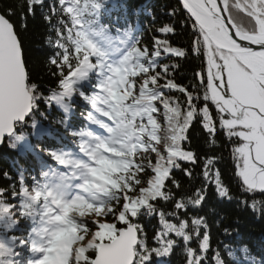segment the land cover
I'll return each mask as SVG.
<instances>
[{"label":"trees","instance_id":"16d2710c","mask_svg":"<svg viewBox=\"0 0 264 264\" xmlns=\"http://www.w3.org/2000/svg\"><path fill=\"white\" fill-rule=\"evenodd\" d=\"M54 2L45 0V4ZM24 3L25 0H0V13L9 9L16 12L11 20L22 44L29 76L27 83L37 85L31 95V112L22 122L15 124L14 132L0 146V264L31 262L30 248L16 250L13 242L23 240L29 245V229L23 227L20 220L27 219L29 223L25 212L46 203L51 181L59 179L63 173L52 153L61 158L71 152L79 154L83 147L92 146L88 142L101 137L105 127L109 140L106 149L99 147L105 154L102 160L105 163H99V166L104 165L102 172L106 179L88 189L82 204L67 215L73 228L63 233L69 246L75 247L71 264H76L82 250L87 249L86 255L92 259L96 245L110 240L97 239L94 233L98 229L92 221L100 219L106 225L122 226L107 214L108 209L118 207L116 198L129 185L136 189L131 196L141 195L139 190L146 188L145 182L152 174L148 169L157 167L161 157L167 155L165 149L171 146L169 137L172 132L168 120L169 106L173 103L171 96L181 103L184 96L168 90L161 96L160 84H154L151 79L154 73L150 69L156 59L148 55L143 46L152 47L150 38L155 36L167 38L173 46L185 49V57L162 55L159 63L168 64L171 78L190 90L194 80L198 83L195 74L206 66V62L203 55L198 57L191 51L195 22L179 0H70L66 7H74L76 11L65 14L64 9L58 8L51 21L53 27L45 19L47 7L41 10L37 6L33 16L26 7L24 12L20 11L18 5ZM173 9H176L175 15H169ZM242 22L247 25L246 19ZM165 26L172 27L174 33L155 31ZM57 29L65 32L63 43L69 48L72 47L70 38L91 40L97 46V53H90L92 66L89 67L88 61L81 66L80 71L86 78L80 79V72L73 77L70 96L62 94V89L58 88L60 73L50 63L58 51L55 47ZM72 64H77L75 58ZM172 64L178 67L172 68ZM204 78H207L206 71ZM199 95L202 98L203 89L199 90ZM203 103L201 99V106ZM208 107L213 117H217V109L211 101ZM102 112L111 114V122L105 120ZM216 124V143L211 144L199 117L193 122L188 132L190 145L185 142L184 146L194 151L197 163L179 161L181 168L173 169L171 174L179 181L180 187L177 189L168 181L172 199L153 203L165 213L172 212L175 201L181 198L187 204V198H194L197 189L205 186L202 175L205 158L218 157L214 160L213 171L219 169L231 198L220 197L215 186L208 183L202 204L199 207L187 204L181 210V216L189 223L192 217H203L209 226L211 248L202 264H215L217 252L221 264H264V193L257 191L253 196L241 190L232 155V149L239 141L226 136L219 127L218 118ZM185 168L192 171L191 177L185 174ZM137 180L141 182L137 184ZM14 192L15 199L12 198ZM244 199L248 200L249 206L241 204ZM253 200L258 202L260 211L250 206ZM89 212L91 216H87ZM166 219L178 223L171 216ZM133 222L143 226L142 235L148 246L156 247L153 237L161 228L158 215L150 216L146 209H142ZM85 223L91 231L83 229ZM226 229L230 234H225ZM170 235L177 240L176 246L168 256L153 254L151 264H186L183 240ZM190 246L199 251L195 240Z\"/></svg>","mask_w":264,"mask_h":264},{"label":"snow or ice","instance_id":"6c2138e0","mask_svg":"<svg viewBox=\"0 0 264 264\" xmlns=\"http://www.w3.org/2000/svg\"><path fill=\"white\" fill-rule=\"evenodd\" d=\"M69 2L70 0H55L52 4H45V0H25V3L18 7L21 12H24L26 7L27 12L33 16L37 6L41 10L47 7L49 10L44 14L45 19L53 27L51 21L56 16L58 8L64 9L65 14L76 11L74 7H66ZM181 3L190 14V18L195 21L193 24L195 39L192 41L191 51L198 57L203 55L206 66H202L195 74L199 80L198 83L194 80L190 90L188 86L179 85L171 78L168 64L159 63L162 55L185 57V49L173 46L167 38L159 39L155 36L150 38L152 47L147 44L143 46V50L156 59L150 69L154 73L151 79L154 84H160L161 96L165 95V90L176 91L184 96L183 103L171 96L173 103L169 106L168 116L172 132L169 137L171 146L165 149L167 155L161 157L157 167L148 169L152 174L145 182L146 188L139 190L141 195L131 196L130 193L136 189L129 185L127 190L116 198L118 207L108 209L107 214L112 215L125 227H117L115 223L106 225L101 223L100 219L92 221L98 229L94 233L97 239L109 238L113 241L100 253L101 258L89 259L86 255L88 250L84 249L78 254L76 264H81L82 261L83 264H151L153 254L157 257L168 256L176 246L177 240L171 238L170 234L183 240L186 264H202L207 251L211 248L209 226L203 217H192L189 223L188 219L182 218L181 210H184L187 204L199 207L206 197L208 183L215 186L220 197L231 198L219 169L213 171L214 160L219 158H205L202 172L205 186L197 189L194 198H187V204L185 199L181 198L175 201L172 212L165 213L153 203L168 202L172 199L173 194L168 181L177 189L180 187L179 181L171 174L173 169L181 168L179 161L190 162L192 165L197 163L194 151L185 148L184 145L185 142L190 145L188 132L198 117L211 144L216 143L217 118L219 127L225 131L226 136L230 140L238 139L239 143L233 147L232 155L241 190L248 191L253 196L257 191L264 193V0H181ZM175 12L176 9H173L169 15H175ZM14 15L16 12L12 9L0 13V20L4 21V26L0 27V140L12 132L13 121L22 120L30 111L31 95L37 88V85L27 83L29 76L23 59L22 44L11 20ZM245 19L247 25L242 22ZM155 31L174 33V29L168 26ZM57 33L55 47L58 51L50 63L57 67L60 73L58 88L62 89V94L70 96L73 92V77L80 72V79L86 78L80 71L81 66L84 61L89 62V67L92 66L90 53L96 54L97 46L91 40L70 38L69 43L72 47L69 48L63 43L65 32L57 29ZM253 45L257 47L254 48ZM73 58L77 60L76 65L72 64ZM171 67L176 68L178 65L172 64ZM200 89H203L202 98L199 95ZM201 99L204 102L203 106L200 104ZM209 101L215 105L217 117L211 114ZM101 114L107 119L112 118L108 112ZM99 147L106 149L103 142ZM52 155L60 163H67L55 153ZM98 163L103 164L105 161ZM90 171L95 177L96 169ZM184 172L187 176H192L191 170L185 168ZM140 182L136 181L137 184ZM12 198H16L15 192ZM257 203L253 200L250 206L260 211ZM241 204L249 206L247 199L241 200ZM142 209H146L150 216L155 213L159 217L161 228L153 237L156 247L148 246L146 237L142 235L143 226L133 222L134 218L141 214ZM63 211L70 215L73 204H65ZM91 215V212L87 213V216ZM166 216L173 217L178 223L169 221ZM63 218L56 217L57 220ZM83 229L91 231L88 223L83 225ZM225 234H230L227 229ZM61 235L58 233L55 240H59ZM55 240L49 252L55 251ZM193 240L196 241L199 251L190 246ZM23 244L22 240L21 245ZM243 251L247 253L246 248ZM214 259L215 264H221L218 252ZM46 260L47 257L38 261V264H45Z\"/></svg>","mask_w":264,"mask_h":264},{"label":"rangeland","instance_id":"374dc122","mask_svg":"<svg viewBox=\"0 0 264 264\" xmlns=\"http://www.w3.org/2000/svg\"><path fill=\"white\" fill-rule=\"evenodd\" d=\"M105 136V135H104ZM102 140L99 142L101 143ZM87 157L82 160H76L73 157H65L63 160L67 163H61L64 168L67 169L68 180L66 184L62 182L56 183L54 191L49 194V200L47 204H41L39 214V227L33 230L30 236L27 239L31 242L33 249H40V251H35L36 256L33 259V264H38V261L45 259V264H71V258L74 256L75 248H69L68 242L60 237L59 240H55V237L58 233L66 230L69 225L67 223L65 213L63 211V201H58L62 196V193H67L68 204H73L77 206L81 203L82 195L80 194V189L89 185L92 182H100L104 179V175L101 171L98 170L97 165L98 161L103 156V152L99 149L94 151L84 152ZM91 169H96L95 177L91 174ZM104 170V167L102 168ZM53 195V196H52ZM75 202V203H74ZM36 212L34 209L31 212H25V214L32 215ZM57 216L64 217L61 220H57ZM21 223H27L28 220H20ZM55 240V251L49 252L48 250L53 247V241ZM24 245H21L20 241H14V246L16 249L24 248ZM24 250V249H22Z\"/></svg>","mask_w":264,"mask_h":264},{"label":"water","instance_id":"95a60500","mask_svg":"<svg viewBox=\"0 0 264 264\" xmlns=\"http://www.w3.org/2000/svg\"><path fill=\"white\" fill-rule=\"evenodd\" d=\"M2 26H4V21L0 20V27H2ZM253 47L255 48V47H257V46L253 45ZM198 80H199V78H198ZM31 108H32V97H31ZM30 111H31V109H30ZM30 111H29V112H30ZM29 112H28V113H29ZM28 113L25 114V116H24V118H23L22 120L13 121V130H12V132H11L10 134H6V135L3 136L2 140H0V146L2 145L3 140H4L7 136H9V135H11V134L13 133V131H14V129H15V124H16V123H19V122H22V121L26 118V116L28 115ZM123 227H125V226H123ZM112 243H113V241L108 242V243H104V242H103V243H100V244L98 245L97 251H96V253H95L94 260H99V259L101 258V257H100V253H101L104 249H107Z\"/></svg>","mask_w":264,"mask_h":264},{"label":"bare ground","instance_id":"6f19581e","mask_svg":"<svg viewBox=\"0 0 264 264\" xmlns=\"http://www.w3.org/2000/svg\"><path fill=\"white\" fill-rule=\"evenodd\" d=\"M187 11V10H186ZM188 13V12H187ZM189 14V13H188ZM190 15V14H189ZM194 20V19H193ZM221 43H223V42H221Z\"/></svg>","mask_w":264,"mask_h":264}]
</instances>
